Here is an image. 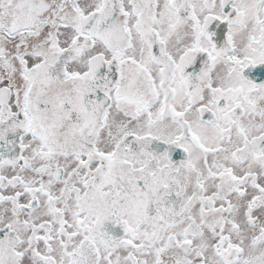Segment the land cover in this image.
Returning a JSON list of instances; mask_svg holds the SVG:
<instances>
[{"label": "snow or ice", "instance_id": "6c2138e0", "mask_svg": "<svg viewBox=\"0 0 264 264\" xmlns=\"http://www.w3.org/2000/svg\"><path fill=\"white\" fill-rule=\"evenodd\" d=\"M0 264H264V0H0Z\"/></svg>", "mask_w": 264, "mask_h": 264}]
</instances>
